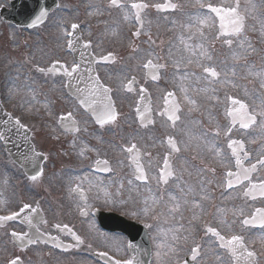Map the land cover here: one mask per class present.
Returning a JSON list of instances; mask_svg holds the SVG:
<instances>
[{"label":"rangeland","instance_id":"374dc122","mask_svg":"<svg viewBox=\"0 0 264 264\" xmlns=\"http://www.w3.org/2000/svg\"><path fill=\"white\" fill-rule=\"evenodd\" d=\"M120 1L126 4V7L128 3L138 1L150 5L143 14L145 24L139 37H134L133 34L136 26L134 16L125 20L122 9L109 7V0H66L61 3L62 8L50 15L47 23L33 32L16 28L0 18V85L3 104L15 117H20L23 124L30 127L32 140L38 150L48 155L44 175L30 184L37 192L31 193L26 188L21 170H18L11 161L6 162L0 148V199L7 202V207L0 208V211L14 208L18 202L38 203L45 213L43 227L47 231L55 233L57 225H66L76 230L83 238L84 243L79 246L81 250H84L83 248L94 250L95 246H102V242H105L103 245H112L113 248L122 251L120 248L123 241L120 237L101 232L95 220L89 215V210L94 206L113 208L153 225L150 228L154 237L153 264H178L195 245L201 246V256L196 264H219L216 260L217 253L222 254L223 259L230 264L229 257L213 246L212 238L205 234L203 223L208 220V226L221 230L223 234L237 233L244 236L250 247L257 249L260 264H264V230L252 231L240 223L256 206H264V199L252 202L244 199L242 195L244 186L231 192H225L223 189L224 171L234 168V160L227 148V143L231 139H242L249 150L254 152L255 158L264 152V133L257 126L248 130L237 127L231 132L228 131L230 122L225 112V107L229 103L227 97L241 99L249 104L250 110L255 108L258 111L264 89L259 87L257 79L242 78L246 76V72L240 66L245 61L237 62L231 58L232 51L239 50L235 39L230 37L234 39V43L232 48H229L224 41L230 38L217 37L214 18L208 25L199 26L204 33L203 37L200 36L195 21L189 20V15L195 16L197 12L207 11L199 9L196 0H170L181 7L173 13L166 14L159 13L151 6L166 0ZM8 2L9 0H0V7L8 6ZM202 2L226 8L235 5V0ZM253 4L256 5L254 9ZM65 7L69 8V12ZM261 9L264 11V3L261 0H240V10L246 16L244 34L256 49L255 53L248 57L247 62L257 69L264 66L262 34L264 12L262 13ZM73 23L82 24L84 38L91 39L95 49L111 50L116 57V63L106 71V77L113 84L121 107L117 120L99 130L90 118L82 117L85 115L81 109L66 97L59 84L61 82L59 78L56 82L52 78L45 83L43 81L45 76H41L35 70L36 66L46 67L51 61L68 58L63 53V46L67 42L65 32H70ZM189 24L193 25L191 29L188 27ZM190 36L192 39H189ZM181 37L192 45L196 55L185 49ZM200 44L211 55V60L201 58L200 49L197 47ZM181 51H187L183 61L176 54ZM148 59L156 63L159 59L161 62H166L167 59L173 64L174 61H179V69H187L190 74H195L182 80L181 77L185 73L179 71L174 73L172 87L178 92L181 100L180 119L175 126L169 125L165 117L157 115L153 125L139 127L134 113L138 93L123 92L124 83L132 76L138 79L140 86H147L139 65ZM189 59L193 61L190 64ZM201 64L217 69L220 73L217 82L197 80V77L207 75L203 73ZM171 66H166L167 72L171 70ZM234 66L238 73L235 77L231 74ZM167 82L168 80H162L161 84L150 85V88L155 94L163 93L171 87ZM232 82L242 87H233ZM181 87L186 88L187 93L182 92ZM244 87L248 90L247 95ZM205 88L208 89L207 92L201 91ZM185 95L196 101L194 110L190 111L193 106L185 100ZM159 101L161 102V99ZM156 108L163 110V102ZM64 112H70L78 117L81 125L79 133L65 136L61 131L58 117ZM107 135L112 137L114 145L105 140ZM168 138L176 140L181 149L179 153H172L166 145L165 141ZM255 143L261 145L255 146ZM132 144L145 155L143 164L148 180L143 184L134 180L133 169L123 150ZM95 145L98 146L97 149L94 148ZM209 146H214L216 152L221 155L210 151ZM167 155L172 157L174 176L165 185L158 180L160 164ZM97 157L110 158L109 177H100L91 171L75 175L68 168L72 165L77 167L76 169L94 166ZM130 179L133 180L131 185L128 183ZM202 181L205 182L204 194L210 197L206 200L200 199ZM252 181H264V167L258 170ZM76 186L85 190L88 196L91 195V199L81 202L73 196L71 189ZM188 186L194 189V194L185 197L181 189L186 191ZM169 192L181 201L186 198L189 203H182L181 211L174 215L168 214L164 202L157 208V213H163L157 218L145 219L143 216L132 215V212H139L144 207V198L150 195L158 198L163 194L164 201H168ZM194 201L199 202L201 208L193 207ZM82 211L86 212L85 216H81ZM221 220L224 223H221ZM14 228L21 229L18 226ZM8 229L10 227L1 229L0 232V264H8L11 259L18 256L25 264H94L76 255L74 250L59 253L46 245L31 247L21 252L7 238ZM164 233H167V237ZM173 235L178 238L175 242V253L168 252L167 248L157 247L162 241L166 244L172 243Z\"/></svg>","mask_w":264,"mask_h":264},{"label":"snow or ice","instance_id":"6c2138e0","mask_svg":"<svg viewBox=\"0 0 264 264\" xmlns=\"http://www.w3.org/2000/svg\"><path fill=\"white\" fill-rule=\"evenodd\" d=\"M264 3V0H261ZM196 4L199 6V9L207 8V12H197L195 16L189 15V20H194L195 24L197 25V31L199 32L200 36L203 37L204 33L200 30L199 26L208 25L209 22L213 19L212 14H215V17H218L220 20V34L222 36L232 37L235 39V43L237 44L238 51L233 50L231 53V58L234 61L243 60L245 63L241 65V69L246 72V76L242 77L244 79H248L249 77L255 78L259 81V87L264 89V66H261L259 69L255 68L254 65L249 64L247 62L248 57L255 53L256 49L251 45L248 41L247 36L245 33V21L246 16L244 12L240 10V0H235V5L232 7H220V6H213L211 3L207 5L202 2V0H196ZM155 7L156 10L159 11H175L179 7L178 4H174L171 2H166L164 4H154L151 5ZM109 7H117L121 8L124 12V19L128 20L134 16L136 23L143 28L144 19H143V12L150 7V5L146 2H133L130 5V9L125 5L120 3V0H109ZM256 7L255 4L252 5L254 9ZM247 11V9H245ZM99 12V10H97ZM48 17V12L46 9H41L39 13L36 15L35 19L32 22L33 27H35L39 23H43L44 20ZM227 21V26L225 24ZM193 25L189 24L188 27L191 29ZM72 31L65 32L66 36L72 37L76 33V29L79 28L78 24L73 23L71 25ZM141 33L137 30L134 35L139 36ZM262 34H264V24H262ZM195 35V33H193ZM226 39L224 43H226L229 48H232L234 43V39ZM192 39V36L189 37ZM79 40V36L76 35V41ZM181 43L184 44L185 49L189 50L192 55H196L195 50H193L192 45L188 44L183 37H181ZM69 48L75 47V43L73 40L68 41ZM85 47H89V45H85ZM200 49L201 58L211 60L212 57L209 55L207 50L204 49L202 44L197 45ZM151 56L152 54L149 53ZM107 60L108 58H103ZM191 59L188 60V63H192ZM55 63H59L56 61ZM176 64L177 69H179L180 62L174 61ZM203 69V73L207 74L206 76L197 77L199 79H206L209 83H214L218 81L220 73L217 69L210 65H200ZM62 70V76L66 78V87L69 89H74L75 93L78 94V99L80 104L90 111L91 116L94 118L95 122L100 126L104 127L105 125L114 123L118 118V113L115 110L111 92L112 89L107 87L103 84L99 77L94 75L91 69H88V76H87V83L84 88H80L77 86V82H83L84 77L83 73L81 72V64L74 63L70 67H65L64 65H60ZM145 68L150 70V75L153 80H157L158 77V69L164 67V65H156L153 63L152 59H148L147 63L144 65ZM38 71L41 73H55L56 67L55 64L50 70H46L45 68H38ZM231 74L235 77L237 76V69L234 66L231 69ZM190 75H195L194 73H185L181 79L185 80L188 79ZM211 78V79H209ZM135 83V78L129 81L126 90L128 92L133 91L132 85ZM233 87H242L234 82H232ZM145 89L141 88L140 92L143 98V94L145 93ZM181 91L187 93V89L181 87ZM201 91L207 92L208 89H201ZM215 91V89H212ZM245 94H248V90L244 87ZM164 102L166 105H169L164 113L161 115L167 114L168 120L172 122V125L175 126L176 121L180 119L177 113L180 111L178 104L175 101L174 93L168 92L164 97ZM228 100L231 102V109L227 112V115L231 118V126L235 127L237 124L241 129H249L253 126H257L259 130L264 133V95L260 97L261 107L260 110H256L255 108L250 110V106L245 101H242L238 98H233L231 96L227 97ZM185 100L193 106L190 108V111L195 109L196 101L191 100L187 95H185ZM150 111V108L141 105L137 108V115L140 119L142 125H144L147 116L146 113ZM5 119L3 120L4 131H0V139L5 141L10 140V134L15 131L19 133L21 130L24 131L26 134L28 128L25 124L22 123L20 117H14L9 113L4 114ZM70 125V126H69ZM61 126L65 127L68 131H79L76 121L71 119V113H69L68 117H61ZM231 132V128L228 129ZM168 145L170 146L173 152L179 153L180 148L177 146L176 141L173 138L168 139ZM187 147V145H186ZM227 147L231 149V156L235 158V169L236 171L228 170L226 172L227 177V187L233 188L236 184H243L245 181H248L249 186L246 188L245 195L251 196L252 199L256 198L257 193L264 197V181L260 183H253L251 174L256 171L257 165L252 164L250 167H245L243 160L247 158V153H244V157H241V153L244 151V144L242 141L231 139L228 143ZM136 149V145L132 144L131 147H127L123 149L127 152L131 158L132 165L134 166L132 176L136 181H144L147 182L148 176L146 175L144 167L139 162V152L134 151ZM209 150L215 152L216 155H221V153L216 152L214 146H209ZM42 153L36 152L33 149L31 160L36 162L41 157ZM257 163L261 166H264V157L257 161ZM103 164L105 171H111V168L108 166L107 161H97V166ZM203 171V170H200ZM215 171L214 169L212 170ZM42 170L34 175H31L30 179L32 181H36L39 175H42ZM174 176V172L171 168L170 159L169 157H165L164 159V168L160 174L158 182H162L163 184L167 185L169 178ZM128 183L131 185L133 180L130 179ZM204 181L201 182V200L209 199L210 197L204 194ZM210 183V181H208ZM121 187L123 185L121 184ZM79 190V186L77 188ZM150 191V190H149ZM181 192L186 197L188 194H194V189L191 186H188L186 191L185 189H181ZM83 198V197H82ZM161 202H164L169 215H174L177 212L181 211V206L183 204L189 203V201L185 198L181 201L180 198L174 196L171 192L168 193V201H164V195L161 194L160 197H155L154 195H150L149 197L144 198L143 203L144 207L139 212H132V215L135 216H143L145 219H152L157 218L159 215L163 213H157V208L160 206ZM7 202L0 199V208H6ZM193 207L201 208L199 202H193ZM223 212V210H219ZM243 210L241 209V214ZM39 215V207H33L29 203H24L21 207H19L18 211H10L8 215L0 216V226H3L8 221H15L17 218H22L23 222H26L30 229L36 228V225L33 223V216ZM82 215H86V212L82 211ZM221 223H224L221 220ZM241 225L245 228H260L264 230V208H257L255 212L251 214L250 217H245L240 221ZM59 228V225H57ZM146 228H152V224H145ZM61 231H67L69 234L72 235L73 239L76 242V245L79 246L84 243V241L75 233L68 229L65 225ZM171 231V230H170ZM206 235H210V238H214L211 240V244L216 248L223 250V254H226L229 257L230 264H256L255 260V253L250 251L245 244L244 236L237 234V233H230V234H223L221 230H218L215 227H207L206 228ZM14 240L19 241L21 244L24 243H34L36 240L43 237V233H40L39 229L36 228L35 234L29 233H11ZM164 236L167 237V233H164ZM49 239L55 241L57 247H67L60 244V242L56 239V237H49ZM177 237L173 235L171 237L172 243L166 244L165 242L158 243V248H167L168 252L175 253V242L177 241ZM90 247V245H89ZM128 247L134 248L135 245L129 244ZM98 257L104 260V264H139L135 257H131L128 259L120 260L114 259L112 256H109L107 252H98ZM157 255L159 256L160 253L158 252ZM201 256V246L195 245L190 249V257L191 261L196 264L198 261V257ZM216 260L219 261V264H229L228 261L223 259V255L220 253L216 254ZM9 264H22L19 258H13L9 261ZM185 264H188L185 261Z\"/></svg>","mask_w":264,"mask_h":264},{"label":"water","instance_id":"95a60500","mask_svg":"<svg viewBox=\"0 0 264 264\" xmlns=\"http://www.w3.org/2000/svg\"><path fill=\"white\" fill-rule=\"evenodd\" d=\"M52 6L53 5H50L49 8H51ZM10 20L15 21L16 23H18V25L22 23V21L16 20L13 17ZM225 24L227 26V21H225ZM4 114L5 112H3L2 109L0 108V131H4V125H3V120L5 119ZM10 137H11L10 140L8 141L4 140V142L10 148L15 160L19 162L21 165H23L24 167H28L31 165V163H35L31 160L33 150H32V146L30 145L28 141L29 139L28 134L27 133L25 134L23 130H21L19 133H16L15 131H13L10 134ZM36 162L38 163L39 161H36Z\"/></svg>","mask_w":264,"mask_h":264}]
</instances>
